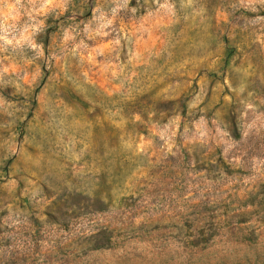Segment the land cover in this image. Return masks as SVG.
Wrapping results in <instances>:
<instances>
[{"label":"rangeland","instance_id":"374dc122","mask_svg":"<svg viewBox=\"0 0 264 264\" xmlns=\"http://www.w3.org/2000/svg\"><path fill=\"white\" fill-rule=\"evenodd\" d=\"M0 264H264V0H0Z\"/></svg>","mask_w":264,"mask_h":264}]
</instances>
